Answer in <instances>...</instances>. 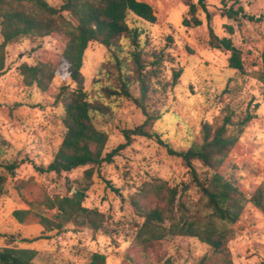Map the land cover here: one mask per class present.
<instances>
[{"label": "rangeland", "instance_id": "rangeland-1", "mask_svg": "<svg viewBox=\"0 0 264 264\" xmlns=\"http://www.w3.org/2000/svg\"><path fill=\"white\" fill-rule=\"evenodd\" d=\"M138 1L150 5L157 16L154 24L132 13L127 16L129 27L139 33L138 50L150 78L147 112L160 118L154 131L174 150L182 151L200 141L204 123L217 126L226 114L232 113L237 120L248 111L254 113L256 119L245 128L221 168V173L250 197L264 181V0H206L210 24L198 0ZM48 2L59 7L62 0ZM191 4L198 7L200 27L183 25L185 19H191ZM229 10L240 13L230 19L225 15ZM210 28L220 39L232 40L241 52L244 73L229 67L230 52L211 47ZM122 45L126 55L135 49L129 38L123 39ZM64 46L62 37H25L6 48V67L0 75V138L8 145L0 142L4 153L0 161L21 165L14 177H8L0 198V248L34 250L38 253L34 264H88L93 254L106 256L107 264H227L197 238L170 236L161 241L159 257L136 246L143 220L136 215L131 200L144 183L154 178L166 181L178 190L177 202L192 212L201 197L187 164L146 138H135L112 163L96 169L84 206L104 215L100 232L72 225L61 232L44 231L39 217L54 219L57 215L47 209L46 202L71 196L75 182L88 169L61 176L38 171L53 161L65 134L64 108L56 97L63 88L76 89L68 77V66L61 61ZM107 60L104 46L90 44L82 74L89 99H102L113 109L111 121L102 125L109 136L105 152L110 153L125 143L122 130L141 125L145 117L130 100L102 98L100 88L106 80L100 70ZM38 62L58 67L47 92L26 87L19 71L22 64L34 66ZM177 72L181 74L175 80ZM132 89L138 97L136 87ZM193 165L204 178L207 170L199 162ZM0 175H7L5 169L0 168ZM23 210L32 214L21 223L13 214ZM226 249L231 264H264V214L260 210L247 206L230 227ZM161 257L164 259L159 262Z\"/></svg>", "mask_w": 264, "mask_h": 264}, {"label": "trees", "instance_id": "trees-1", "mask_svg": "<svg viewBox=\"0 0 264 264\" xmlns=\"http://www.w3.org/2000/svg\"><path fill=\"white\" fill-rule=\"evenodd\" d=\"M198 6L210 24L211 16L206 0H198ZM197 12L198 7L191 4V19L184 20L185 27L202 26ZM130 13L150 24L157 21L153 8L138 0H62L59 7L51 5L48 0H0L3 38L0 44V75L5 71L6 48L11 43L25 37H62L65 46L61 61L68 66V77L76 85L72 91L63 88L56 97V102L64 108L65 134L53 161L47 168L40 167L38 171L61 176L79 168L88 169L83 178L75 182L76 190L71 196L55 197L46 202L47 209L56 211L57 215L54 219L39 217V224L48 233L61 232L68 225L75 229H89L94 234L100 232L105 222L104 215L84 206L96 169L104 163H112L114 157L131 146L135 138H146L165 147L169 155L187 164L201 197L196 210L192 212L184 203L177 202L178 190L170 187L166 181L154 178L144 183L131 200L136 215L143 220L135 237L136 246L148 255L159 257L160 243L166 238H197L208 245L214 254L221 255L225 263L231 264L230 253L226 249L230 227L240 220L250 204L264 214V181L248 197L233 180L221 173V168L256 115L248 111L245 116L235 120L230 113L224 116L220 125L204 123L200 141H195L187 150H174L154 131L160 118L147 112L145 103L151 91L150 78L146 75V65L138 50L139 33L127 23ZM239 13L229 10L225 15L233 19ZM125 38H129L135 47L127 55L122 45ZM93 43L104 46L108 51V60L100 70V75L106 80V84L100 88L102 98L130 100L145 117L141 125L122 130L125 143L110 153L105 152L109 136L102 125L111 121L113 109L102 99L90 100L84 89V56ZM210 45L214 49L230 52L229 67L244 73L241 52L231 39H220L210 28ZM19 71L26 87H36L47 92L57 75L58 67L51 62H38L34 66L22 64ZM180 74L175 73V80L180 78ZM134 86L138 97L134 96ZM0 142L8 145L3 139ZM195 162L207 170L204 178L194 167ZM20 165L17 161H0V168L7 172V175H0V198L5 193L8 177H14ZM31 214L30 210H23L13 215L24 223ZM37 255L36 251L29 249L0 248V264H34ZM162 259L159 258V262ZM88 264H107V257L93 254Z\"/></svg>", "mask_w": 264, "mask_h": 264}]
</instances>
